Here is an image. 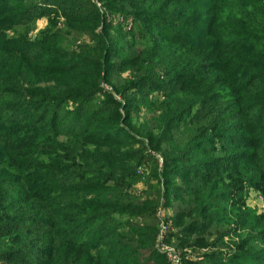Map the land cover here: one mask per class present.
Wrapping results in <instances>:
<instances>
[{"label": "rangeland", "instance_id": "374dc122", "mask_svg": "<svg viewBox=\"0 0 264 264\" xmlns=\"http://www.w3.org/2000/svg\"><path fill=\"white\" fill-rule=\"evenodd\" d=\"M71 1L0 0V98L10 95L20 101L29 92L56 95L60 87L75 94L63 96L56 107L60 113H98L106 117L101 125H109L110 115H120L109 141L97 137L105 129L99 126L87 130L97 138L77 158L40 159L42 170L34 175L39 181H32L37 191L48 187V169L55 163L63 165L65 175L75 173V179L94 171L106 178L123 176L128 198L123 203L136 211L107 219L121 226L113 228L117 233H125L129 221L156 228L155 242L139 259L233 264L236 253L240 264L252 256L254 264H264V184L255 183L264 176V148L245 146L246 135L234 128L236 120L226 122L230 130L221 139V122L211 114L212 104L223 114L238 111L241 99L250 113L246 119L254 120L253 112L260 111L250 107L262 98L245 93L240 84L231 87L225 78L233 71L245 85L243 78L252 77L245 72L248 57L253 71L264 70V16L258 13L264 11V0H75L84 13L72 15V23L62 13ZM219 29L228 35V52L221 60L226 68L199 84L205 73L198 65L217 60L209 57L206 38ZM96 37L103 39L102 46ZM96 47L100 52L87 50ZM101 105L106 110L98 111ZM92 145L99 151L94 160L111 153L112 162L92 165ZM40 146L55 147L50 141ZM19 167L14 175L2 174L0 200L19 173L30 171ZM206 187L211 192L200 202ZM161 225L165 229L159 238ZM8 237L0 238V251L15 253L0 264L41 261L40 246L29 243L33 236L10 229ZM24 246L26 252L18 256L16 249Z\"/></svg>", "mask_w": 264, "mask_h": 264}, {"label": "trees", "instance_id": "16d2710c", "mask_svg": "<svg viewBox=\"0 0 264 264\" xmlns=\"http://www.w3.org/2000/svg\"><path fill=\"white\" fill-rule=\"evenodd\" d=\"M61 5H64L62 1ZM80 5L82 3L79 4L72 0L65 7L71 8V10L62 8L64 18L72 23L74 21L70 20L72 15H83L84 10ZM30 10L34 12L36 9L32 10L31 8ZM92 12L91 8L90 13ZM258 13L260 16H264L263 10ZM222 27L221 24V29ZM94 40L95 42L98 40L97 46L104 44L101 37H96ZM227 40L228 35L220 29L216 33L209 34L206 38V42L210 44V47L206 49L210 53L209 57L216 58L218 61H207L198 65L197 70L205 73V78L201 79L199 84H204L206 80L215 78L217 72L221 76V68L222 70L226 68L225 65L221 66V60L226 59ZM222 43L223 47H221ZM230 44L229 48L232 46ZM221 49L224 52L223 57ZM87 50L92 54L100 52L98 47ZM251 59L248 57L249 66L252 64ZM249 66L245 72H251L252 77L243 78L247 79L245 85L241 86L242 77L237 73L233 75V71L226 74L228 78L225 80L231 87L239 88L238 84H240L245 93L255 94L262 98L254 100L251 104V109L260 108V111L253 112L255 119L252 121L249 118L246 119V115H250V113L244 109L245 99H241L238 103L239 110L231 114H223L219 105L212 104L211 114L215 113L221 122V139H225L230 130L226 122L236 120L239 124L234 128L246 135V138L242 140L247 144L245 146L254 144L255 148H264V70L253 71L254 66ZM59 74H63V77L68 76L67 71H62ZM77 76L83 77V75ZM34 84L35 81L31 82V86ZM80 88L82 87L80 86ZM127 88L131 89V87ZM186 89V87L181 88L183 91ZM24 91L22 90L20 94L25 93ZM55 91L56 95L29 92L23 94L20 101L17 97L10 95H7V98H0V180L3 177L2 174L8 175L14 172V175L15 170L20 168L19 166L29 167L30 170L28 173H19L18 177L12 181L13 185L5 190L4 197L0 200V238H9L10 229L21 231L27 236H33V238H29V243L40 246L37 257L41 261L23 262V264H167L162 257L156 262L139 259L140 253L155 242L156 228L154 226L129 221L123 227L126 232L117 233L113 228L121 226L108 222V215L136 211L135 207L123 203L128 200L124 190L127 187L123 189L125 184L123 176L106 178L98 171H94L93 176L91 173H78L76 177L80 179H75V173L65 175L63 165L55 163L48 169V172L52 174L48 178V187L51 191L45 193V190L48 189L46 187L40 192L33 185L34 181H39L35 176L42 170L38 166L40 159H61L71 156L72 159H75L82 152L84 146L89 145L97 137H104L103 140L109 141L120 120L119 112L112 117L110 115L108 119L112 121L109 122V125H101L106 117L98 113L84 117L77 113L78 111L73 115L60 113L56 107L63 103L65 99L63 96L75 97V94L60 87ZM44 104L48 105L47 108L38 111ZM104 108L106 105H101L98 111L106 110ZM99 126L105 128L103 135L96 137L94 133H88L87 130H97ZM59 136L62 140L57 139ZM47 141L52 142L55 147L42 149L40 144ZM92 146L93 151L88 156L93 158L90 161L92 165L99 162L100 166H103L104 163L112 162L114 155L111 153L109 157H99V161L94 160V155L99 151L97 146ZM64 147H69L70 150L66 151ZM83 175L89 177L84 178ZM30 182L32 183L30 184ZM257 182L264 184V176L255 183ZM209 192L211 189L206 187L202 192L203 196H199L197 199L201 202L202 197H206ZM195 200L196 198L188 197L190 202ZM6 217H13L17 220L10 223L5 221ZM254 227H258V225L255 223ZM111 228L113 230L108 231ZM87 240L90 244L89 247L86 246ZM26 248L27 246L17 248L18 256L24 255ZM14 253L10 250L8 252L2 250L0 259H10ZM246 254L252 256L253 253ZM232 256L233 264H240L237 254ZM252 257L247 262L243 261V264H254V256ZM257 257L259 258V256ZM229 262L233 261L229 260ZM226 264L230 263L226 262Z\"/></svg>", "mask_w": 264, "mask_h": 264}, {"label": "built area", "instance_id": "2783aa9c", "mask_svg": "<svg viewBox=\"0 0 264 264\" xmlns=\"http://www.w3.org/2000/svg\"><path fill=\"white\" fill-rule=\"evenodd\" d=\"M95 2H97L98 0H94ZM165 229L164 226L161 225L160 229H159V238H161V235H162V231ZM165 255L170 258V257H173L175 258V256H171V253L169 251H165ZM171 264H177V259H173V261L171 262Z\"/></svg>", "mask_w": 264, "mask_h": 264}]
</instances>
